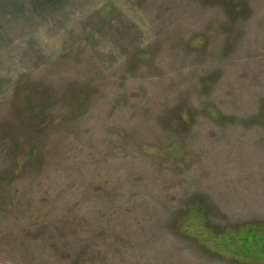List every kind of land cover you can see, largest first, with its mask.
Segmentation results:
<instances>
[{
  "label": "rangeland",
  "instance_id": "1",
  "mask_svg": "<svg viewBox=\"0 0 264 264\" xmlns=\"http://www.w3.org/2000/svg\"><path fill=\"white\" fill-rule=\"evenodd\" d=\"M0 264H264V0H0Z\"/></svg>",
  "mask_w": 264,
  "mask_h": 264
}]
</instances>
